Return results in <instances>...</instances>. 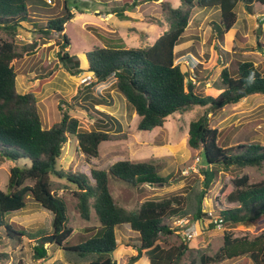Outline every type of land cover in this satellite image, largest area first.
<instances>
[{"label":"trees","instance_id":"1","mask_svg":"<svg viewBox=\"0 0 264 264\" xmlns=\"http://www.w3.org/2000/svg\"><path fill=\"white\" fill-rule=\"evenodd\" d=\"M29 2L0 0V158L2 161L25 160L22 166L10 169L7 189L0 188V246L4 239L13 243L24 242L25 229L9 222L8 217L26 209L27 200L32 197L52 213L54 239L51 243L62 247L70 263L118 264L113 257L118 246L117 227L127 224L139 233V244H132L137 253L128 257V264H134L143 256L150 260V264H214L238 258L264 264V232L237 236L229 230L245 222L259 224L264 219V179L251 181V175L245 172L247 168L264 167V144L259 141L222 144L220 131L212 127L210 120V114L222 107L254 94L264 95V72L253 61H231L230 52L221 47L224 67L218 81L222 90L207 94L204 89L197 91L193 83H188V71L182 70L176 52V46L188 40L185 33L197 6L218 11L214 26L216 35L223 39L238 20L239 4L243 3L248 13L255 14V5H264V0H181L178 6L170 0H163L161 12L168 28L153 44L145 47L96 45L89 50L88 70L93 72L97 81L68 101V109L63 111L62 118L49 127L43 123L35 94L46 80L42 79L36 89L25 93L17 89L18 71L13 61L28 54L38 44L20 45L17 42L18 28L25 22L34 24L36 21ZM142 2L131 0L113 12L123 15L126 10L134 11ZM74 15L65 0L61 13L46 17L45 24L40 26L42 36H49L52 31L64 32L66 23ZM153 20L162 23L158 17ZM63 39L59 59L63 67L75 75L82 71L80 58L66 50L70 40L65 33ZM193 63H189L193 75L202 81L209 69L203 63ZM110 79L113 89L125 98L129 117L133 113L138 115L139 130L163 127L167 118L176 112L188 111L196 105L204 107L191 120L188 130V145L200 149L205 159L198 173L192 172L185 178L181 173L164 176L159 163L129 159L116 161L108 169L93 168L91 175L58 165L63 146L71 137L77 140L82 153L93 157H99L103 142L127 139L122 121L97 108L98 105H113L110 92L106 96L94 93L97 83ZM187 84L192 86V91L186 90ZM212 89L218 90L216 87ZM76 105L94 118V128H81L79 118L71 113ZM228 169L235 173L234 187L230 191L222 190L218 201L226 200L234 205L215 210L218 218L214 221L213 214L203 210L204 200L219 179L220 172ZM110 177L128 183L138 192L136 206L128 208L116 200L110 190ZM182 179L187 182L184 192L149 197L148 185L170 186L172 180L180 182ZM70 184L75 186L73 194L81 217L90 220L94 210L99 221L98 225L85 227L75 244L70 243L74 228L70 224L68 202L60 194ZM182 218L207 219L211 228L218 223L225 225L227 230L222 246L211 252L208 247L190 245L179 235H176L177 240L171 241L175 232L171 222ZM43 238L36 239L33 248L36 259L48 256ZM8 256L0 251V260ZM16 264L25 263L19 259Z\"/></svg>","mask_w":264,"mask_h":264},{"label":"rangeland","instance_id":"2","mask_svg":"<svg viewBox=\"0 0 264 264\" xmlns=\"http://www.w3.org/2000/svg\"><path fill=\"white\" fill-rule=\"evenodd\" d=\"M64 1L30 0L29 5H32L31 11L35 12L34 15L36 14V21L34 24L25 22L18 28L17 42L20 45L33 42H38V44L28 54L13 61L18 71L17 89L19 92L34 90L42 79L46 80L40 90L35 91L46 127L62 118L63 111L68 109L67 102L72 101L79 91H84L87 85L97 81L94 75L91 80L84 81L93 74L88 70L87 52L89 50L96 45L145 47L153 44L168 28L161 12L163 0H139L143 2L138 4L134 11L126 10L123 15L121 12L117 15L113 11L120 9L124 3H131V0H67L68 6L75 15L66 23L65 31H52L49 36L43 35V37L40 26L45 24L46 17L61 13ZM170 1L174 6H178L181 2V0ZM254 9L255 14H250L243 3L239 4L238 20L223 39L216 35L214 26L218 19V11L206 10L199 6L194 9L185 33L188 40L176 46V52L177 62L181 64L182 70L188 71V83H193L197 91L204 89L208 94L211 91L218 93L222 90L218 81L224 67L223 56L220 54L221 47L230 52L231 61L250 60L264 72V5L256 4ZM154 17H158L162 23L153 22ZM259 29L261 33L258 32ZM63 33L70 40V45L66 50L71 54H77L80 58L82 71L75 75L68 72L59 59V53L64 44ZM191 59L194 65L200 62L209 69V73L202 81L193 75V68L190 67ZM213 87L218 90H213ZM108 92L112 94L113 105H98L97 108L122 121L127 139L103 142L100 146L99 157H93L82 153L78 148L77 140L71 137L63 146V153L58 161L60 167L91 175L93 168L108 169L116 161L129 159L159 163L162 165L164 176L181 173L180 175L185 178L192 172H199L200 166L205 164V159L200 149H193L188 145V130L191 120L201 113L204 107L196 105L188 111L176 112L167 118L163 127L144 131L137 128L138 115L136 113H133L131 118L129 117L127 102L120 93L113 89L112 79L97 83L95 86L96 95L106 96ZM71 113L79 118L82 129L90 130L95 127L94 118L79 105L74 106ZM210 120L212 127L220 131L222 144L236 145L254 141L264 144V95L254 94L236 104L222 107L210 114ZM24 162L23 159L2 161L0 158L1 189H7L10 169L14 166H22ZM245 172L251 175V181L264 179V167L247 168ZM234 174L232 169L222 170L219 179L205 197L203 210L213 214L214 221L218 218V213H214L215 210L234 205L226 200L221 203L218 201V195L222 190L230 191L234 187ZM186 184V179L180 182L172 180L170 186L148 185L147 191L150 198H160L169 193L184 192ZM67 186L65 190L60 191V194L68 202L70 224L74 228L70 243L75 244L79 241V236L84 232L85 227L98 225L99 221L94 210H92L90 220L81 217L77 208V199L73 194L75 186L73 184ZM110 190L120 204L128 208L137 205L138 192L128 183L110 177ZM27 203L26 209L12 213L8 217L9 222L25 229L24 242L13 243L9 239H4L0 251L9 256L5 260H0V264H16L19 259L25 264H74L66 259L62 247L51 241H43L46 243L45 247L48 248V256L44 259L34 258L33 248L37 243L36 239L53 235V215L42 208L32 197L28 198ZM171 226L175 231L171 236V241L177 240L176 235H179L190 245L208 247L211 252L222 246L223 235L227 230L222 223L211 228L207 219L198 221L190 218L175 219L172 220ZM229 230L237 236L257 235L264 232V219L259 224L245 222ZM138 238L139 233L132 230L129 225L122 224L117 227L118 246L113 257L118 264H128V257L137 253L133 245L139 244ZM129 243L130 245H127ZM146 261L147 258L143 256L134 264H146ZM78 264H88V262ZM214 264H253V262L248 258H238L225 259Z\"/></svg>","mask_w":264,"mask_h":264},{"label":"water","instance_id":"3","mask_svg":"<svg viewBox=\"0 0 264 264\" xmlns=\"http://www.w3.org/2000/svg\"><path fill=\"white\" fill-rule=\"evenodd\" d=\"M258 32L261 33V29H259ZM187 90H188V91H192V90H193L192 86H189V87L187 88ZM53 239H54V236H53V235H50V236H46V237H44V238H43V241H48V242H50V241H52Z\"/></svg>","mask_w":264,"mask_h":264},{"label":"built area","instance_id":"4","mask_svg":"<svg viewBox=\"0 0 264 264\" xmlns=\"http://www.w3.org/2000/svg\"><path fill=\"white\" fill-rule=\"evenodd\" d=\"M92 76H93V74H92L91 76L87 77L86 79H84V81H85V80H88V79L91 80V79H92Z\"/></svg>","mask_w":264,"mask_h":264},{"label":"crops","instance_id":"5","mask_svg":"<svg viewBox=\"0 0 264 264\" xmlns=\"http://www.w3.org/2000/svg\"><path fill=\"white\" fill-rule=\"evenodd\" d=\"M146 257V256H145ZM147 258V257H146ZM146 264H150V260L147 258Z\"/></svg>","mask_w":264,"mask_h":264}]
</instances>
